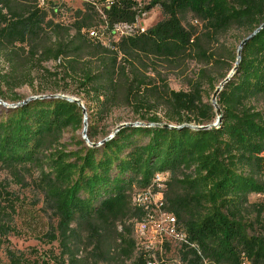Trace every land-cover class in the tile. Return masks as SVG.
Returning a JSON list of instances; mask_svg holds the SVG:
<instances>
[{
	"label": "trees",
	"instance_id": "1",
	"mask_svg": "<svg viewBox=\"0 0 264 264\" xmlns=\"http://www.w3.org/2000/svg\"><path fill=\"white\" fill-rule=\"evenodd\" d=\"M149 6L162 20L141 31L134 26L149 7L137 0H85L75 10L0 0V100L20 102L1 88L22 83L27 70L50 74L44 64L57 63L60 90L82 101L87 121L126 109L133 122L209 127L125 128L99 147L73 136L68 146L63 135L83 126L75 103L0 106V264H264V201L249 200L264 197V0ZM120 29L127 31L115 38ZM234 30L245 43L217 96L221 122L211 127L215 111L201 89L233 69L237 50L223 39ZM191 64L198 73L189 74ZM169 73L185 76L187 91L171 90ZM95 136L89 126L90 143ZM156 175L165 177L161 189ZM29 189L36 195L26 197ZM146 190L161 193L184 240L138 245L135 226L154 214L134 202ZM10 236L56 243L59 254L32 261L10 247Z\"/></svg>",
	"mask_w": 264,
	"mask_h": 264
},
{
	"label": "rangeland",
	"instance_id": "2",
	"mask_svg": "<svg viewBox=\"0 0 264 264\" xmlns=\"http://www.w3.org/2000/svg\"><path fill=\"white\" fill-rule=\"evenodd\" d=\"M51 1L52 3H64L67 7H69L72 10L80 9L82 8V5L85 3V0H47ZM141 7H149L147 12L137 20L134 28L140 29L141 31L149 29L153 27L157 22L162 20V15L160 10L157 7H150L149 6V0H137ZM124 31H127L126 29H120L119 33L115 34V38L122 35ZM246 34L234 30L229 32L223 39L224 43L228 46L230 51H235L238 49L241 41L244 39ZM56 65L57 63H46L44 64V67L48 73H42V71H26V74L28 75L27 78L21 82H18L13 86L12 88L8 87H2V93H4V96L7 99H20L21 101L35 96H41V95H63L70 98H74L76 100H79L76 96L71 95L70 92H63L60 89L64 87L66 82H63L61 79L58 78V71H56ZM6 68V65L2 62L0 59V72L4 71ZM200 67L191 64L188 68L189 74H196L198 73ZM225 72H219L217 76L213 78L212 83L206 84L204 87H202V98L203 101L206 103H211V97L214 92V90L218 87V85L221 83V76ZM188 74V75H189ZM57 75V76H56ZM185 76L184 79L181 78L177 73L168 74L166 82L168 84V87L173 91H187V86L185 84ZM2 101V100H1ZM4 102V101H3ZM6 104H15L11 103L10 101H5ZM82 109L85 111L84 104L81 101ZM86 125H87V133H88V127L93 126L95 129V138L94 140L98 143L108 135L120 124L122 123H132L131 120L132 116L129 114V111L126 109H116L113 110L106 118L97 121L95 119L87 121L86 113ZM81 132L77 131L76 133L72 134L70 131L65 133L63 135V143L66 145L69 144L71 140V137L73 136L76 139H81ZM73 140V141H74ZM68 150H73L74 147L70 146L67 148ZM5 177L4 174H0V178L3 179ZM16 190V188H12ZM23 194L26 197H32L36 195V192L34 190H25L23 191ZM157 200V199H156ZM250 202H260L264 201L263 196H256L251 195L249 197ZM47 210V209H46ZM44 219L47 222L48 227L54 226L55 222L50 216V212L47 210V212H44ZM161 223V219H159V214L155 213L153 220L148 225V230L144 234H140L135 230L134 238L136 239L138 245L141 247H148V248H157L160 244L162 239H164L163 231H161V226L163 224ZM162 232V233H161ZM10 247L15 250L22 251L26 254V256L31 259L32 261H38L41 262L43 259H46L48 256L52 257L53 255L56 256L59 254V249L56 243L51 245H45L38 241H35L34 239L26 236H10ZM171 251H174L172 249ZM170 258V255L167 256ZM4 259V256L2 257ZM52 264V263H49Z\"/></svg>",
	"mask_w": 264,
	"mask_h": 264
},
{
	"label": "water",
	"instance_id": "3",
	"mask_svg": "<svg viewBox=\"0 0 264 264\" xmlns=\"http://www.w3.org/2000/svg\"><path fill=\"white\" fill-rule=\"evenodd\" d=\"M245 43V40L242 41L237 49V57H236V63L233 67V69L228 73V75L225 77V79L223 81H221V83L218 85V87L214 90L212 97H211V106L214 108L215 111V115H216V120L214 121V123L211 125V127H216L220 122H221V118H220V109L217 105V96L220 93V91L222 90V88L224 87V85L228 82V80L231 78V76L233 75L236 66L238 64V61L240 59V51L241 48L243 46V44ZM55 98H60L63 100H66L68 102H72L75 103L78 107H80L82 109V105H81V101L76 100L74 98H70L67 96H63V95H41V96H35V97H30L27 98L23 101H20L18 103L15 104H6L5 102L0 100V106H3L5 108H18L21 107L25 104H27L30 101L33 100H42V99H55ZM83 113H84V118H83V126H82V132H81V136H82V140L84 141V143L91 148L94 147H99L101 146L103 143H105L106 141L111 140L116 133H118L120 130L125 129V128H162V129H178V128H189V129H194V130H207L209 127L207 126H190V125H186L183 124L181 126H173V125H169V124H146V123H140V122H130V123H122L120 125H118L111 133L110 135H108L107 137H105L104 139H102L100 142L98 143H90L88 138H87V125H86V118H85V112L82 109Z\"/></svg>",
	"mask_w": 264,
	"mask_h": 264
},
{
	"label": "built area",
	"instance_id": "4",
	"mask_svg": "<svg viewBox=\"0 0 264 264\" xmlns=\"http://www.w3.org/2000/svg\"><path fill=\"white\" fill-rule=\"evenodd\" d=\"M165 181V177L163 175H156L154 182L156 185L161 189L163 188L162 183ZM157 199V200H156ZM134 202L138 205H149L153 209V213L159 214V219H161V231H163V235L165 239H177L179 241L184 240V236L182 234H178L176 231V223L175 218L171 215L166 213L163 207V200L161 193H151L150 190H146L145 192L139 193L134 198ZM153 216L150 218L148 222H141L135 226V230L140 233L144 234L148 230L149 223L153 220ZM162 233V232H161Z\"/></svg>",
	"mask_w": 264,
	"mask_h": 264
}]
</instances>
